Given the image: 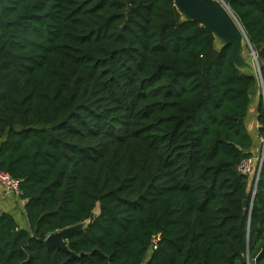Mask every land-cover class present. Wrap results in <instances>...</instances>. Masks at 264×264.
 <instances>
[{"label":"trees","instance_id":"trees-1","mask_svg":"<svg viewBox=\"0 0 264 264\" xmlns=\"http://www.w3.org/2000/svg\"><path fill=\"white\" fill-rule=\"evenodd\" d=\"M224 1L260 74L174 0H0V264H264V0Z\"/></svg>","mask_w":264,"mask_h":264},{"label":"water","instance_id":"water-1","mask_svg":"<svg viewBox=\"0 0 264 264\" xmlns=\"http://www.w3.org/2000/svg\"><path fill=\"white\" fill-rule=\"evenodd\" d=\"M174 5L184 21L196 22L208 31L215 41L217 40L220 43L219 48L231 45L232 61L242 71H254V67L249 61L250 58L243 54L246 49L245 47H248L251 52L252 61L260 74L257 56L250 45L246 33L224 0H174ZM262 91L264 94V88H262ZM14 130L18 131V127L15 126ZM256 187L257 185H255L252 200L254 199ZM247 204V201H245L243 204L244 208H247ZM88 224L89 222L86 221L52 234L47 237L45 244L49 249L56 248L71 253L68 249L67 240L74 233L83 231ZM71 254L73 255V253Z\"/></svg>","mask_w":264,"mask_h":264},{"label":"built area","instance_id":"built-area-1","mask_svg":"<svg viewBox=\"0 0 264 264\" xmlns=\"http://www.w3.org/2000/svg\"><path fill=\"white\" fill-rule=\"evenodd\" d=\"M259 145L261 152L256 156L244 161L238 168V171L245 176L257 174L259 176L262 165L264 163V135L260 137ZM0 189L5 193L13 195L15 198H20L22 192L20 190V181L14 179L10 174L0 170ZM160 241V235L154 237L152 249H157Z\"/></svg>","mask_w":264,"mask_h":264},{"label":"crops","instance_id":"crops-1","mask_svg":"<svg viewBox=\"0 0 264 264\" xmlns=\"http://www.w3.org/2000/svg\"><path fill=\"white\" fill-rule=\"evenodd\" d=\"M256 105H257V103H256V101H254V104L252 106V110L250 112L252 121L255 124L254 132H256V129L258 128V123L256 121L257 115H256V110H255ZM259 144L260 143L256 139L255 145L257 147H256L255 150H253V157L257 154L256 150H258ZM1 191H3V190L0 189V192ZM17 201H18L17 198H15L13 195H11L9 193L1 192L0 209H2L4 211H7V212H9V211L15 212L17 210L18 206L21 207L24 204V202L20 203V201H19V203H18ZM18 214H19V217L21 218V220L23 222L22 224L24 226L26 225V227H27L28 225H27L26 220L24 219V217L20 213H18Z\"/></svg>","mask_w":264,"mask_h":264},{"label":"rangeland","instance_id":"rangeland-1","mask_svg":"<svg viewBox=\"0 0 264 264\" xmlns=\"http://www.w3.org/2000/svg\"><path fill=\"white\" fill-rule=\"evenodd\" d=\"M215 42H216V48H219V47H220V46H219L220 43H219L217 40H216ZM245 48H246V49H245V51H244L243 54H244L245 56H248V57L250 58L249 61H250L251 65L254 67V70H255V72H256V71H257V67H256V65L254 64V62L252 61L251 52L248 53V52H247V47H245ZM248 50H249V48H248ZM257 91H258L259 93L261 92V86H259V89H258ZM246 126H247V128L249 129V132H250L251 136H252V137L254 138V140H255V139H256V138H255V133H254L255 124H254V122H253L252 119H251V115H249V117H248V119H247ZM260 152H261V147H260V145H259L256 156H257ZM94 214H95V215H98V214H99V207H97V208L95 209Z\"/></svg>","mask_w":264,"mask_h":264}]
</instances>
